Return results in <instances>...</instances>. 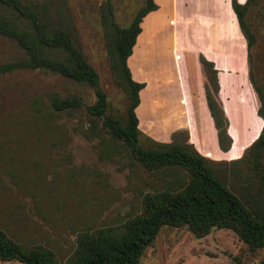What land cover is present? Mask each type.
Here are the masks:
<instances>
[{"label":"rangeland","instance_id":"374dc122","mask_svg":"<svg viewBox=\"0 0 264 264\" xmlns=\"http://www.w3.org/2000/svg\"><path fill=\"white\" fill-rule=\"evenodd\" d=\"M22 1L44 7L69 29L105 98L103 115L90 114L94 88L56 71L18 65L25 51L14 37L0 33V229L23 246L51 250L61 264L82 233L121 230L128 219L145 212L147 194L172 187L185 173L178 168L147 169L103 123L109 116L123 124L129 104L125 81L111 64L107 23L128 27L147 0ZM3 12L4 18L13 13ZM242 17L252 35L249 47L242 35V69L222 72V92L218 84L212 91L230 138L226 152L200 154L184 129L167 138L139 129L138 144L145 149L190 144L236 196L264 207V146L247 149L260 132L264 136V119L257 112L260 101L254 100L260 92L264 102V0H251ZM23 20L16 23L25 26ZM53 96H74L80 106L51 111ZM147 101L144 92L142 106ZM142 122L151 125L148 119ZM138 264H264V246L250 248L228 228L195 235L186 225H162L141 251Z\"/></svg>","mask_w":264,"mask_h":264},{"label":"trees","instance_id":"16d2710c","mask_svg":"<svg viewBox=\"0 0 264 264\" xmlns=\"http://www.w3.org/2000/svg\"><path fill=\"white\" fill-rule=\"evenodd\" d=\"M250 1H230L247 47L252 42V35L245 26L242 14ZM155 8L153 1L147 0L130 25L123 29L117 28L112 21L107 23L111 64L116 76L125 81L123 85L129 104L123 124L109 116L104 118L103 123L111 135L121 139L134 158L147 169L178 168L184 171L185 177L172 181V187L147 194L144 198L145 212L128 219L121 230L102 228L92 233H82L73 253L61 264H138L141 251L150 244L162 225H186L195 235H202L210 228H228L250 248L264 246V207L254 202L245 203L236 196L216 175L208 159L197 153L190 144L166 143L151 149L142 148L138 144L139 129L134 108L139 101L138 91L144 82H137L130 77L126 58L140 31L141 18ZM6 10L13 12L10 18L3 17V11ZM0 11V33L14 37L18 46L25 51L26 57L17 64L56 71L91 86L96 100L88 110L94 116H102L105 98L96 87L97 76L84 61L73 43L71 32L61 20L54 21L44 7L29 5L22 0H0ZM17 20L25 21V26L17 24ZM199 61L212 89L206 83L204 96L216 130L217 143L225 151L229 147L230 138L226 133L222 112L212 95V91L217 89L216 70L213 63L202 55H199ZM257 98L260 101L257 112L264 119V102L260 92ZM48 106L51 111H61L77 108L80 102L74 96H53ZM262 146L264 136L260 132L247 149L258 150ZM262 179L264 181V175ZM0 260H14L23 264H60L53 258L51 250L41 246H23L1 229Z\"/></svg>","mask_w":264,"mask_h":264},{"label":"crops","instance_id":"0c3cea01","mask_svg":"<svg viewBox=\"0 0 264 264\" xmlns=\"http://www.w3.org/2000/svg\"><path fill=\"white\" fill-rule=\"evenodd\" d=\"M152 1L156 8L141 18L140 31L126 58L130 77L144 82L134 108L137 127L157 138L184 129L200 154L226 152L218 148L199 55L213 63L219 93L222 72L241 71L244 38L230 0ZM144 92L148 101L142 106ZM145 119L151 125L144 126Z\"/></svg>","mask_w":264,"mask_h":264}]
</instances>
